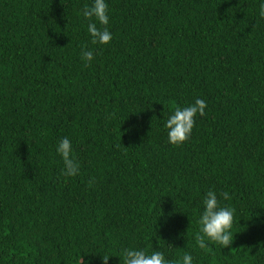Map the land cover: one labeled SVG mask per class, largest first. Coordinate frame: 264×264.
<instances>
[{
  "label": "trees",
  "instance_id": "obj_1",
  "mask_svg": "<svg viewBox=\"0 0 264 264\" xmlns=\"http://www.w3.org/2000/svg\"><path fill=\"white\" fill-rule=\"evenodd\" d=\"M93 2L0 0V264H123L125 248L264 264V0H105L108 45L91 44ZM198 98L171 145L165 121ZM210 189L235 212L232 245L208 252Z\"/></svg>",
  "mask_w": 264,
  "mask_h": 264
},
{
  "label": "clouds",
  "instance_id": "obj_2",
  "mask_svg": "<svg viewBox=\"0 0 264 264\" xmlns=\"http://www.w3.org/2000/svg\"><path fill=\"white\" fill-rule=\"evenodd\" d=\"M83 16L89 20L87 31L91 37L92 45H108L112 40V35L108 30L109 6L105 0H94L93 4L83 9ZM260 16L264 18V3L260 6ZM99 25V26H98ZM81 59L85 61V66L94 59V53L87 46H82ZM207 105L202 99H196L187 107L176 106L173 113L167 118L164 127L167 129L168 141L173 146H179L190 139L192 130L196 123V117L204 116ZM57 153L61 156L63 169L61 175L65 178L74 177L79 174L80 163L73 154L72 143L68 138H62L57 145ZM94 183V178H90L89 186ZM224 200L231 197L227 191L219 194ZM203 212L199 216V230L195 233V243L197 246L208 252L212 249L208 247L206 241L218 244L223 248H228L233 243L231 229L234 223L235 209L222 207L218 194L213 190H208L203 199ZM123 264H171L161 251L137 250L125 248L121 252ZM109 257L103 256V264H108ZM81 264L83 260L81 257ZM181 264H193V257L185 253Z\"/></svg>",
  "mask_w": 264,
  "mask_h": 264
}]
</instances>
